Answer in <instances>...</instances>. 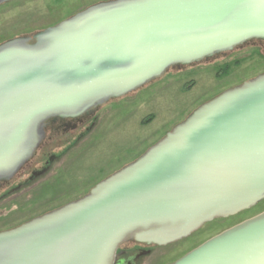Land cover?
Returning <instances> with one entry per match:
<instances>
[{
	"label": "water",
	"instance_id": "1",
	"mask_svg": "<svg viewBox=\"0 0 264 264\" xmlns=\"http://www.w3.org/2000/svg\"><path fill=\"white\" fill-rule=\"evenodd\" d=\"M14 0H0V7ZM264 43V0H109L0 44V188L57 121ZM264 202V74L202 104L84 197L0 232V264H115ZM172 264H264V211Z\"/></svg>",
	"mask_w": 264,
	"mask_h": 264
},
{
	"label": "rangeland",
	"instance_id": "2",
	"mask_svg": "<svg viewBox=\"0 0 264 264\" xmlns=\"http://www.w3.org/2000/svg\"><path fill=\"white\" fill-rule=\"evenodd\" d=\"M102 1L109 0H14L0 7V44L55 26ZM215 61L172 70L133 95L103 106L95 127L81 139L82 130L63 136L57 146L48 141L42 155L58 157L50 172L15 192L0 193V232L84 197L99 182L136 161L202 104L264 74V52L252 44ZM191 83L192 89L187 90ZM150 118L153 121L144 124ZM35 162H39L36 157ZM263 211L264 202L235 217L216 220L185 240L158 247L149 264H172Z\"/></svg>",
	"mask_w": 264,
	"mask_h": 264
},
{
	"label": "flooded vegetation",
	"instance_id": "3",
	"mask_svg": "<svg viewBox=\"0 0 264 264\" xmlns=\"http://www.w3.org/2000/svg\"><path fill=\"white\" fill-rule=\"evenodd\" d=\"M254 47H257L261 52H264V43L263 42H254L251 43ZM223 57L219 59H215V62L221 61ZM98 121V111L93 112L87 117H83L76 121H57L53 123H49L46 128V140L38 152L36 158L38 163H31L19 177L17 180L19 181L16 186H12L13 182L3 185L2 191L4 193L9 194L10 192H15L18 187H24L36 179L45 176L50 172L51 164H53L58 157L56 155L51 154L48 158V155L43 156L44 146H46L47 142L50 141L53 146H57L60 143L63 136L66 137L69 134H76L81 132V135L78 136L79 139L84 137L90 131L93 130L96 123ZM77 138V139H78ZM76 139V140H77ZM43 154V155H42ZM0 188V189H1ZM158 247L156 246H147L145 244H137L133 242H127L118 251V256L115 264H149V261L154 256V252ZM174 263V262H173Z\"/></svg>",
	"mask_w": 264,
	"mask_h": 264
},
{
	"label": "trees",
	"instance_id": "4",
	"mask_svg": "<svg viewBox=\"0 0 264 264\" xmlns=\"http://www.w3.org/2000/svg\"><path fill=\"white\" fill-rule=\"evenodd\" d=\"M246 46H247V45H246ZM244 47H245V46H244ZM193 85H194V84H193V83H191V85H190V86H188L187 90H191V89H192V87H193ZM152 121H153V118H152V119L150 118V119H149L147 122H145L144 124H147V125H148V124H149L150 122H152ZM2 190H3V188H1V189H0V193H2V192H3ZM58 208H59V207H58ZM56 209H57V208H56ZM53 210H55V209H53ZM51 211H52V210H51ZM48 212H50V211H48ZM48 212H47V213H48Z\"/></svg>",
	"mask_w": 264,
	"mask_h": 264
}]
</instances>
